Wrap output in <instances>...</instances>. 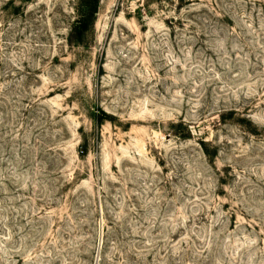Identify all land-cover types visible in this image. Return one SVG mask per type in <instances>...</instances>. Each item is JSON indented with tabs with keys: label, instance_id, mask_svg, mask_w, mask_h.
Here are the masks:
<instances>
[{
	"label": "rangeland",
	"instance_id": "1",
	"mask_svg": "<svg viewBox=\"0 0 264 264\" xmlns=\"http://www.w3.org/2000/svg\"><path fill=\"white\" fill-rule=\"evenodd\" d=\"M0 264H264V0H0Z\"/></svg>",
	"mask_w": 264,
	"mask_h": 264
}]
</instances>
